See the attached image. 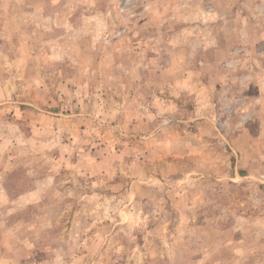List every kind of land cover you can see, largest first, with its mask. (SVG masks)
Segmentation results:
<instances>
[{"label": "rangeland", "instance_id": "374dc122", "mask_svg": "<svg viewBox=\"0 0 264 264\" xmlns=\"http://www.w3.org/2000/svg\"><path fill=\"white\" fill-rule=\"evenodd\" d=\"M0 264H264V0H0Z\"/></svg>", "mask_w": 264, "mask_h": 264}]
</instances>
